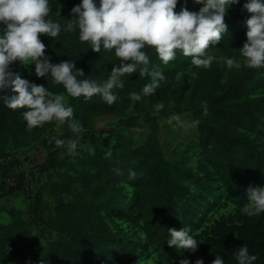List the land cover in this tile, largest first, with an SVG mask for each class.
Instances as JSON below:
<instances>
[{
    "label": "trees",
    "instance_id": "1",
    "mask_svg": "<svg viewBox=\"0 0 264 264\" xmlns=\"http://www.w3.org/2000/svg\"><path fill=\"white\" fill-rule=\"evenodd\" d=\"M59 2L50 1V16L61 23L62 31L56 38L41 35L46 54L52 63L73 60L85 74L79 79L104 81L110 75L113 64L118 63V58L114 51H93L88 42L79 40L78 31L64 32L63 25L70 16L71 8L80 0H65V6L58 9ZM244 2L240 0L239 4L230 7L225 16L227 32L218 44L210 45L209 51L247 29L246 20L251 13L243 9ZM201 6L194 0H187V3L179 0L174 11L179 12L181 7L198 11ZM228 47L233 46L230 43ZM145 51L152 65L162 63L154 48L149 46ZM189 59L191 57L177 51L174 60L168 64L162 63L163 74L170 65L176 66ZM10 69L57 94L66 92L50 76L48 79L37 77L34 65L25 68L15 61ZM122 79L125 87L118 90L120 99L112 105L106 104L98 95L91 99L68 95V104L74 108V115L83 125V130L89 129L101 115L129 108L133 101L130 93L136 92L141 82L150 81L138 73ZM197 86L202 88V106L192 108L190 123L193 128L182 130L179 122L170 123L167 127L162 125L159 115L166 114L165 107L157 110L154 103V98L162 91L159 88L150 95V107L158 115H133L121 121L120 126L126 131L116 132L112 143L110 134L102 138L100 144L90 152L76 157L72 165H61L64 160L58 155L55 144L48 145L51 150L38 170L44 174L47 196L54 199L52 215L45 226L55 237L46 242L41 250L21 211L2 205L0 212L7 215L8 221L0 224V262L6 258L8 264H99L104 259L103 264H111L114 259H121L123 256L118 249L128 240L121 229L110 228L106 220L112 222L116 214L124 217V186H129L134 189L130 206H136L140 196L146 205L141 217L147 243L156 250L163 264H179L184 258H188L190 264H195L200 258L204 264H212L215 254L223 255L226 264H237L234 253L242 244L247 245L250 254L257 255L254 264H264V213L252 217L243 214L244 197L235 188L247 181L264 186V95L257 99L248 97L253 88L264 87V67L229 69L225 62L217 61L204 69ZM23 111L9 109L0 101V154L10 144L14 149L30 147L58 125L53 121L45 123L43 127L29 129ZM183 141L186 147L195 146L200 156L213 161L216 174L227 192L238 202L233 214L214 220L193 233L201 243L194 253L189 249L178 253L175 246L170 247L166 241L169 239L168 228L179 230L191 226L195 216L191 207L196 196L190 194L188 187L172 173L176 167L171 168L164 152L173 144ZM18 164L17 160L0 162V197L13 191L24 192V179L17 170ZM114 169H119L120 174ZM129 170L136 172L135 179H129ZM12 174L19 181L16 186L6 190L5 180ZM206 176H209L208 172ZM206 181L197 190L206 185ZM72 190L76 191V195L70 201H65L63 197ZM32 202L39 206L38 200L32 198ZM93 255L97 257L95 262L92 261Z\"/></svg>",
    "mask_w": 264,
    "mask_h": 264
},
{
    "label": "clouds",
    "instance_id": "2",
    "mask_svg": "<svg viewBox=\"0 0 264 264\" xmlns=\"http://www.w3.org/2000/svg\"><path fill=\"white\" fill-rule=\"evenodd\" d=\"M179 0H80L71 8L70 16L63 25L64 32H77L81 42H88L91 49L114 51L118 63L113 64L110 75L102 82L79 79L85 76L71 59L52 63L46 54L41 35L56 38L62 25L54 21L50 0H0V101L12 110L24 109L22 115L29 129L43 127L45 123L68 124L71 131L79 135L83 125L76 119L74 108L66 103L65 96L50 91L43 84L30 82L20 73L10 69L19 61L25 68L34 65L37 77L50 76L54 83L62 85L71 97L91 99L98 95L108 105L120 99L118 90L125 87L126 75L138 73L148 77L140 93H130L136 101L142 95H153L165 79L159 65H152L145 51L149 46L155 49L163 64L175 59L177 51L191 57V64L197 68H210L216 57L210 54V45L218 44L227 32L225 16L232 5L240 0H194L202 6L198 11L181 7L174 11ZM187 3V0H185ZM243 9L251 13L246 20V40L240 47V60L227 58L229 69L264 67V0H245ZM197 76V73H193ZM164 107L157 103L156 109ZM206 107V106H205ZM172 120L181 122L179 115ZM171 122V120L169 121ZM194 123H198L194 122ZM57 146L76 155L77 139H56ZM120 174L119 169H114ZM136 172L129 170V179L136 178ZM247 203L241 212L249 217L264 213V186L249 188ZM167 244L178 249L196 252L199 244L190 229L168 228ZM237 264H254L257 255L250 254L247 245L239 246L234 253ZM42 264V262H41ZM179 264H190L188 258ZM195 264H204L202 258ZM212 264H226L224 256L215 254Z\"/></svg>",
    "mask_w": 264,
    "mask_h": 264
},
{
    "label": "rangeland",
    "instance_id": "3",
    "mask_svg": "<svg viewBox=\"0 0 264 264\" xmlns=\"http://www.w3.org/2000/svg\"><path fill=\"white\" fill-rule=\"evenodd\" d=\"M65 4V0H60L57 4V8L64 7ZM246 31L247 29L239 33L233 39L226 40L223 44L215 46L213 50L210 51V54L216 57L213 63L217 61L225 62L227 58L240 60L239 48L242 47L246 40ZM230 43L233 47H228ZM158 65L159 69L162 71V63L160 62ZM204 69L205 68L193 66L191 64V59H189L176 66L170 65L164 71L165 79L161 81L159 85L162 91L154 98V103H163L165 107L166 114L159 115L163 126L165 125L167 127L170 123L178 122L172 120V116L177 114L182 121V123L179 122L183 126L182 130L193 128V124L190 123V117L193 107L198 109L202 106L200 100L202 88L197 86V84L203 77ZM194 72L198 75L193 76L192 74ZM148 82L150 81L141 82L136 93H140L141 89ZM62 95L65 96L66 103H68L67 92ZM263 95L264 87L253 88L248 93L250 99L261 98ZM151 103L150 95H142L140 101L133 99L130 107L127 109L97 117L92 126L87 130H83L79 135L73 132H68L67 135L64 133L60 135H50L49 132L45 134L42 140L26 149H14L13 145L10 144L7 149L0 154V162L17 160L20 165L23 164L25 167H29L30 171L24 180L29 184L32 190V196L34 200H38L39 206L37 207L35 203L29 202L25 192L21 190L13 191L2 199L8 206H13L21 211L22 218L25 220L32 235L37 239L41 250L45 248L46 242L55 237V234L45 226V222H47L52 215L51 209L54 205V199L47 196V192L44 188V174H41L38 170V167L44 163L51 150L47 146L52 143L55 144L56 139H64L67 141L68 139L78 138L79 146L77 149L78 154L76 155L68 153L65 147L55 144L58 155L64 160L61 165H72L76 157L90 152L95 146L100 144L102 138L110 134L112 143L113 136L116 132L126 131L124 127L120 126L121 121L133 115H158L153 113V109L150 107ZM170 120L171 122H169ZM59 127H61V125H59ZM67 127L69 128L68 124H64V128ZM163 131H165V127ZM164 152L171 168L173 166L176 167V169H172V173L176 174L183 184L188 187L190 194L196 196L191 207L195 212V216L193 217L192 225L186 226L190 229L191 234L210 225L214 220L234 213L235 209L238 207V202L234 196H231L227 192L223 181L216 174L212 160L200 156L195 146H192V148L186 147L184 141L173 144L168 150H164ZM206 172H208L209 176H206ZM206 179V185L201 186L200 190H197V187L204 183ZM4 187L8 190L6 185ZM255 187H257V184L254 181H247L245 184H242L241 187H235L243 195L244 205L248 202V189ZM124 188L125 197L122 201V212L124 213V217H119L116 214L112 222H109V220H106V222L110 228L118 227L121 229L128 241L123 247L118 249L123 257L121 259H114L111 264H163L158 259L156 250L147 243L145 226L141 217L146 210V205L143 203L140 196L138 204L136 206H130L133 203L132 195L134 189L129 186H124ZM75 195L76 191L72 190L69 195L64 196L63 199L65 201H70ZM118 212H121V210ZM7 219L8 217L5 214H0L1 223L6 222ZM175 248L178 253L183 251V249ZM96 260L97 257L93 255L92 261L95 262ZM103 262L104 259L100 261L99 264H103ZM0 264H8L7 259L3 258ZM86 264L92 263L88 262Z\"/></svg>",
    "mask_w": 264,
    "mask_h": 264
},
{
    "label": "built area",
    "instance_id": "4",
    "mask_svg": "<svg viewBox=\"0 0 264 264\" xmlns=\"http://www.w3.org/2000/svg\"><path fill=\"white\" fill-rule=\"evenodd\" d=\"M17 170L20 174L23 175V179L27 177L28 173H29V167H25V165H20L18 164L17 166ZM18 177L15 175V174H12L10 176L7 177V179L5 180V185H6V188H10V187H13V186H16V184L18 183ZM23 185H24V192L28 198V201L29 202H32V190L29 186V184H27L26 180H23Z\"/></svg>",
    "mask_w": 264,
    "mask_h": 264
},
{
    "label": "crops",
    "instance_id": "5",
    "mask_svg": "<svg viewBox=\"0 0 264 264\" xmlns=\"http://www.w3.org/2000/svg\"><path fill=\"white\" fill-rule=\"evenodd\" d=\"M59 125L60 124H58V125H56L55 127H53L52 129H50L49 131H47L46 133H49L50 132V135H60V134H65V135H67V133L68 132H72L71 131V129H70V127L68 128H64V125H61V127H59ZM45 133V134H46ZM45 136V135H44ZM43 136V137H44ZM1 194V193H0ZM7 195H9V194H7ZM7 195H3L2 197H0V206H2V205H6V206H8V204H6V202H3V199L2 198H4L5 196H7ZM8 207H10V208H14L13 206H8ZM15 209H17V208H15ZM19 210V209H18ZM0 214H4L3 212H0ZM7 216V215H6ZM7 221H8V219H7ZM6 221V222H7ZM6 222H2V223H6ZM0 224H1V222H0Z\"/></svg>",
    "mask_w": 264,
    "mask_h": 264
}]
</instances>
